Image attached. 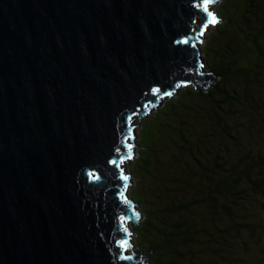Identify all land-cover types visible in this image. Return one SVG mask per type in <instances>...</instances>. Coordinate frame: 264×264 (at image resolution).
<instances>
[{"label":"water","instance_id":"water-1","mask_svg":"<svg viewBox=\"0 0 264 264\" xmlns=\"http://www.w3.org/2000/svg\"><path fill=\"white\" fill-rule=\"evenodd\" d=\"M198 4L0 0V264L149 259L132 251L125 165L137 117L219 78Z\"/></svg>","mask_w":264,"mask_h":264},{"label":"trees","instance_id":"trees-1","mask_svg":"<svg viewBox=\"0 0 264 264\" xmlns=\"http://www.w3.org/2000/svg\"><path fill=\"white\" fill-rule=\"evenodd\" d=\"M236 7L223 0V23L201 47L220 80L166 99L137 143L135 245L148 264H264V0H249L242 17ZM220 244L231 250L221 255Z\"/></svg>","mask_w":264,"mask_h":264},{"label":"rangeland","instance_id":"rangeland-1","mask_svg":"<svg viewBox=\"0 0 264 264\" xmlns=\"http://www.w3.org/2000/svg\"><path fill=\"white\" fill-rule=\"evenodd\" d=\"M222 2H223V0H217V2H216V3L214 4V6H213V12H215V13H216V17H218V18H220V19H221V17H220V14H219L218 8H219L220 5L222 4ZM248 3H249V0H237V7L234 8V9H236V10L238 11V14L241 15V17L244 16V15H247V14H246V9H249V7H248ZM255 10L257 11V8H256ZM221 20H222V21L219 22V24L211 26V27L207 30V32L204 34L203 41L200 43L201 47L205 46V44H206V42H207V37H208V36H211L210 34H212L213 32H214V33L217 32V28H218V26H219L220 24L223 23V19H221ZM260 25H261V24H259L258 22L256 23L254 20H252L251 27H253V28H258ZM202 50H203V49H202ZM204 55H205V51L203 50L201 56H202V58H203V64H204V66H205V64L207 63V61H205L206 59H204V58H205L206 56H204ZM205 70H206V69H205ZM206 71H208V69H207ZM219 80H220V79L218 78L217 81H215V82L211 85V87L208 88L206 91L212 89L213 85H214L215 83H217ZM190 86H191V87H194L193 85H190ZM187 87H189V86H184V87H182L181 89H179V91L177 92L176 95H178V94L181 92V90H182L183 88H187ZM199 87L204 88V87H202V86H199ZM204 90H205V89H204ZM168 98H172V97H168ZM168 98H167V100H168ZM167 100H166V99H163V100L161 101V103L159 104L158 107H156V108H154V109H151V110L148 112V114L145 115L141 120H140L139 117H137V118L135 119V121H134V125L137 126V127H135V142H136V146H135L134 149H133V154H134V156H133L129 161H127V163H126V165H125V170H126V173H127L128 177H129L130 184H131V185L129 186V189H128L129 198H130L131 200L135 201V202H136V200H135V198H134L133 196H134V195H135V197H138V196H137V192H134V190L137 188V180H139V179H136L134 173L132 172V169H133V167H134L135 165H136V167H137L138 158L140 157V151L142 150V147H140L137 143H138L139 141H141V140L143 139V137L145 136V122H146V120H147L150 116H153L159 108L163 107L164 104H165V102H166ZM257 109H258V111L260 110V111L262 112L263 104H260V106H259ZM250 110L252 111V109H250ZM236 114H237V117H235V121H236L238 124H240V122L243 121L244 119H242V114H241L240 112H237ZM241 129L243 130V128H241ZM243 132H244V135H243V137H244L243 139H244V140H243V142H244V141L246 142V141L248 140V134H247V132H245V131H243ZM159 150H161V149H159ZM159 150H157V151H159ZM161 151H162V150H161ZM163 152H164V151H163ZM163 152H162V153H163ZM162 153L160 154V158H161ZM167 158H168V154H165V156L162 157L161 162H165V161L167 160ZM134 168H135V167H134ZM154 174H156L155 171H154ZM136 203H137V202H136ZM137 206H138V210H139V212H140V214H141V211H142V209H141V205L138 204ZM141 215H142V214H141ZM143 220H144V217L142 216V221H143ZM134 226H135V224H134V225L131 224V228H132V232H133V233H132V237H131V240H132V243H133V245H132V251H133L134 253H137L138 247L135 245V238H136V235L134 234ZM224 238H225V239H228V240L230 241L229 245L237 246V247H238V250L240 249L239 242L237 241L236 238H234V237H227V236L223 235V237L220 238V241H222L223 243H224V242L226 243V241H224V240H225ZM263 238H264V237H263ZM220 245H221V248H222V250H221V255H222L223 251L228 250V249L231 250L229 247H227V245H222V244H220ZM242 247H243V246H242ZM252 249H254V247H252ZM132 251H131V252H132ZM140 253H141V252H140ZM227 253H228V252H227ZM238 255H241V253H239ZM238 257H239V256H238ZM148 258H149V259H145V261H144L145 264H148V262L150 261V255H149V254H148ZM221 260H222V262H227V261H225V260H226L225 257H221Z\"/></svg>","mask_w":264,"mask_h":264},{"label":"snow or ice","instance_id":"snow-or-ice-1","mask_svg":"<svg viewBox=\"0 0 264 264\" xmlns=\"http://www.w3.org/2000/svg\"><path fill=\"white\" fill-rule=\"evenodd\" d=\"M215 0H202V5L198 4L197 7L200 8L202 7V11L206 14L207 16V23H203L202 27L206 30L208 26L214 25L219 23L218 18L216 17L215 13L213 11L209 10V5L214 3ZM200 35H203V32L200 33ZM184 43H187V40L184 41ZM159 91V90H157ZM168 95H172V93H168ZM128 158H131V145H129V152H128ZM127 179V177H125ZM138 215V214H137ZM127 231V229H125ZM121 247H125L124 242L121 243Z\"/></svg>","mask_w":264,"mask_h":264},{"label":"bare ground","instance_id":"bare-ground-1","mask_svg":"<svg viewBox=\"0 0 264 264\" xmlns=\"http://www.w3.org/2000/svg\"><path fill=\"white\" fill-rule=\"evenodd\" d=\"M204 34H205V32H204ZM201 57H202V56H201ZM202 59H203V58H202ZM202 63H203V62H202ZM194 87H195V86H194ZM175 94H176V93H175ZM175 94H174V95H175ZM171 97H173V95H172ZM167 98H168V97H167ZM167 98H164V99H167ZM162 100H163V99H162ZM149 108H150V107H149ZM149 108H148V109H149ZM147 114H148V113H147ZM147 114H146V115H147Z\"/></svg>","mask_w":264,"mask_h":264},{"label":"clouds","instance_id":"clouds-1","mask_svg":"<svg viewBox=\"0 0 264 264\" xmlns=\"http://www.w3.org/2000/svg\"><path fill=\"white\" fill-rule=\"evenodd\" d=\"M219 24V23H218Z\"/></svg>","mask_w":264,"mask_h":264}]
</instances>
